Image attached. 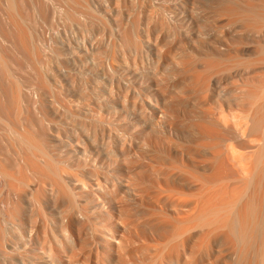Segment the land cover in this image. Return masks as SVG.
<instances>
[{
    "label": "bare ground",
    "instance_id": "1",
    "mask_svg": "<svg viewBox=\"0 0 264 264\" xmlns=\"http://www.w3.org/2000/svg\"><path fill=\"white\" fill-rule=\"evenodd\" d=\"M102 1L0 0V264H264V0Z\"/></svg>",
    "mask_w": 264,
    "mask_h": 264
},
{
    "label": "rangeland",
    "instance_id": "2",
    "mask_svg": "<svg viewBox=\"0 0 264 264\" xmlns=\"http://www.w3.org/2000/svg\"><path fill=\"white\" fill-rule=\"evenodd\" d=\"M68 0H56V6H58V4L60 5V6H58L57 7V9H58V12L60 13L61 12V14H63L62 16H57V19L55 20L56 22H59L58 20H60V18L62 17V19H64V22H76V20L75 21H68V19H66L65 18V12L66 11H70V10H72L73 9V7H75V6H73L72 7V3H68L67 2ZM127 1V2H126ZM161 1V2H160ZM170 1V2H169ZM212 1V0H211ZM210 1V2H211ZM103 2V4L104 5H99V6H101L100 8H98L97 7V9H96V7H94L92 10L94 11H91V12H93V14L92 15H95V13H96V17L95 16H92V17H95V20H94V18H92L93 20H91V22H100L99 20H102L101 22H107V24H108V26H110L109 25V23L108 22H111V17H110V14H108L109 12H111L112 14H113V16H116L115 18H117V19H119V18H121V19H119L120 20V22H133V18H134V22H147V20L149 19V20H153L152 22H154V18L153 17H155V19L157 20V22L160 20H162L163 18L164 19H167V17H168V19H167V21L168 22H177V18H176V14L178 13L177 11H178V8H181L182 6H188V5H190V3H188V1L187 0H116L115 2H111V1H108V0H103L102 1ZM106 2H109V3H107L106 4ZM152 2V3H151ZM158 2H160V3H158ZM163 2V3H162ZM175 2H177V3H175ZM180 2H183V4L182 3H180ZM213 2V1H212ZM211 2V3H212ZM171 3V4H170ZM210 3V4H211ZM71 4V6H69ZM106 4V5H105ZM150 4V5H149ZM152 4V5H151ZM154 4V5H153ZM166 4H168V5H166ZM177 4V5H176ZM214 4V3H213ZM213 4L210 6V7H207V10H210L211 9V12L213 11V9H214V7H212L213 6ZM115 5V6H114ZM164 5V6H163ZM127 6V7H126ZM161 8V10H159V7ZM169 6V7H168ZM177 6H178V8H177ZM60 7V8H59ZM70 9H69V8ZM72 7V8H71ZM108 7V8H107ZM120 7V8H119ZM106 8V9H105ZM163 8H165V10H164V13L162 12V10H163ZM209 8V9H208ZM213 8V9H212ZM67 9V10H66ZM75 9H77V7H75ZM75 9H73L72 11H74ZM156 9L158 10V13H157V11H156ZM176 9V10H175ZM60 10V11H59ZM63 10V11H62ZM110 10V11H109ZM129 10V11H128ZM65 11V12H64ZM98 11V12H97ZM109 11V12H108ZM113 11V12H112ZM124 11V12H123ZM159 11L161 12L160 14H159ZM64 12V13H63ZM127 12H128V14H127ZM130 12H131V14H130ZM165 12H168L167 14L165 13ZM172 14H171V13ZM201 12V11H200ZM203 12V11H202ZM204 12H206V14H203V15H208V16H212V15H214L215 14V12L214 13H212V14H210V12L209 11H204ZM208 12V13H207ZM162 13H163V15H162ZM170 13V14H169ZM148 14V15H147ZM154 14H155V16H154ZM159 16H158V15ZM202 13H200V15H201ZM210 14V15H209ZM217 14V13H216ZM31 14H30V12H29V22H34V20H32L31 18V16H30ZM60 15V14H59ZM109 15V16H108ZM149 15H152V16H149ZM169 15V16H168ZM203 15H201L200 16V18H203L202 16ZM118 16V17H117ZM123 16V17H122ZM127 16V17H126ZM156 16L159 18V20L156 18ZM221 16H223L224 17V15H218L217 14V17L215 16V17H210L211 19H209V17H208V19L209 20H211V23L210 24H212V25H214V26H212V25H207V24H209L208 22H207V18H206V16H205V19H206V23H205V21L203 20V19H201V20H199V21H203L205 24H203L202 23V25L205 27H203L204 29H206V30H209V28H210V33H207V32H209V31H207L206 32V30H204L203 28H202V30H203V32H205L207 35H210V36H212V34H213V27H215L214 28V30H215V33L213 34L214 35V37H212L213 39H215V40H218L219 38L218 37H216L217 36V33L219 32V34H220V31H223V30H226L228 27H226L227 25L229 26V24L227 23V21L228 20H225L226 18H227V16L226 17H222L221 19H219ZM64 17V18H63ZM131 17H133L132 19H130ZM148 17V18H147ZM161 17H163L162 19H160ZM166 17V18H165ZM170 17H172V20H171V18ZM219 17V18H218ZM215 18H217L218 20H221V21H217V19H216V22H219V23H217V25L218 24H220V23H222L221 25H218V28H216L217 26H216V22H214V23H212L213 22V20L215 19ZM61 19V20H62ZM130 19V20H129ZM175 19V20H174ZM228 19V18H227ZM60 20V21H61ZM67 20V21H66ZM122 20V21H121ZM136 20V21H135ZM208 20V21H209ZM224 20V21H223ZM151 21H149V22H151ZM159 21V22H160ZM41 22V21H40ZM43 22V21H42ZM45 22V21H44ZM61 22H63V20L61 21ZM156 22V21H155ZM224 22V23H223ZM228 22H230V21H228ZM225 24H227L226 26H225ZM206 25V26H205ZM223 25V26H222ZM222 26V27H221ZM208 27V28H207ZM224 27L226 28V29H224ZM220 28H221V30H220ZM222 28H223V30H222ZM217 29L218 30H220V31H218L217 32ZM229 29H230V27H229ZM229 29H227L226 31H225V33H227L228 31H229ZM150 35L151 36H153L154 34L151 32L150 33ZM150 36V37H151ZM220 38H222L221 36L222 35H218ZM142 42V40L140 41V43ZM167 42V41H166ZM180 41H177L175 44H178ZM143 44V42L141 43V45ZM168 44V43H167ZM167 46H169V49L171 50V48L170 47H172V50L175 52V49L173 48V46H172V44H169V45H167ZM167 46H164V49L167 47ZM142 47H143V45H142ZM167 52H163L162 51V53H161V56H166V58H164L163 60H161V58H163V57H160V60H161V62L163 63V64H167V66H170V64H171V66L173 65V61L171 60V58H167V57H169V55L168 54H170L171 52L169 51V50H167V48L165 49ZM164 50V51H165ZM173 52V53H174ZM149 53H150V57H149ZM147 52V54H148V57H149V59L150 60H155V59H157V57L155 56V54H154V51L152 52ZM163 53H165V54H163ZM152 56L154 57L153 59H152ZM165 59H167V60H165ZM163 61H165V63L163 62ZM168 61V62H167ZM171 61V62H170ZM161 63V65H160V67H159V65L158 64H156V66H158L159 67V69L160 70H162V68L163 69H165V68H168L167 66H166V64H165V66H163V64ZM169 64V65H168ZM155 66V67H156ZM158 67H156V69L158 68ZM165 67V68H164ZM173 68H174V65L172 66ZM232 67V70H231V68L230 69H227V70H225V72H219L220 74H222V75H220V74H215V79H218L216 76L217 75H220L219 76V79H221V81L223 82V83H221V81H220V83L221 84H224L223 86H224V89H223V86H221V84H220V86L222 87V90L224 91L225 89L226 90H231L232 88H233V90H231V91H233L234 92V86L233 85H237V83H238V80H239V82L241 83L242 82V80H243V78L246 76V75H248V72L250 71H246L245 69V67L243 68V66L242 65H238V64H236V65H233V66H231ZM170 68V67H169ZM158 70V69H157ZM156 70V71H157ZM228 70H231V71H228ZM159 71V70H158ZM227 71V72H226ZM246 71V72H245ZM246 73V74H245ZM253 73V72H252ZM251 72H250V74L249 75H253ZM224 76V78H222V77ZM223 79V80H222ZM227 79V80H226ZM235 79V80H234ZM232 80H234L235 82H236V80H237V82L235 83V82H233ZM235 85V87H237ZM225 87H232L231 89H228V88H225ZM228 91H225V92H228ZM231 91H229V92H231ZM230 94V93H229ZM192 97V98H191ZM191 97H189V98H191L190 100H189V98H187L186 100H184L185 102H192V101H196L197 99H196V97H193V96H191ZM194 98V99H193ZM144 166H145V164H144ZM143 166V167H144ZM146 167V166H145ZM71 170V169H70ZM69 171V170H68ZM63 173H67V171L65 172H63ZM64 208V207H63ZM60 213V212H59ZM103 223H105V224H107V222H103Z\"/></svg>",
    "mask_w": 264,
    "mask_h": 264
}]
</instances>
